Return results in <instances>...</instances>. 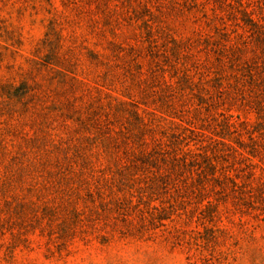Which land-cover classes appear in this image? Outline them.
I'll return each mask as SVG.
<instances>
[{
  "label": "rangeland",
  "instance_id": "374dc122",
  "mask_svg": "<svg viewBox=\"0 0 264 264\" xmlns=\"http://www.w3.org/2000/svg\"><path fill=\"white\" fill-rule=\"evenodd\" d=\"M0 264H264V0H0Z\"/></svg>",
  "mask_w": 264,
  "mask_h": 264
}]
</instances>
